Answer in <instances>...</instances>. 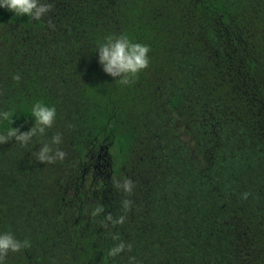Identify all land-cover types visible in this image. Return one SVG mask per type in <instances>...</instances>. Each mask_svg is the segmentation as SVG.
I'll return each mask as SVG.
<instances>
[{
	"label": "trees",
	"instance_id": "obj_1",
	"mask_svg": "<svg viewBox=\"0 0 264 264\" xmlns=\"http://www.w3.org/2000/svg\"><path fill=\"white\" fill-rule=\"evenodd\" d=\"M49 3L40 22L0 8V108L23 104L26 132L27 106L53 104L45 139L66 153L44 165L39 141L0 145V231L31 242L7 264H264V0ZM120 33L150 47L131 86L95 52ZM99 204L125 222L103 227ZM110 233L131 251L108 258Z\"/></svg>",
	"mask_w": 264,
	"mask_h": 264
},
{
	"label": "clouds",
	"instance_id": "obj_2",
	"mask_svg": "<svg viewBox=\"0 0 264 264\" xmlns=\"http://www.w3.org/2000/svg\"><path fill=\"white\" fill-rule=\"evenodd\" d=\"M0 8L14 13L15 17H27L31 21L40 22L52 10L49 0H0ZM52 28L54 25L48 24ZM98 63L102 66L103 72L113 78L116 84L131 86L139 73L149 65L150 47L146 44L134 42L125 33L118 35H107L97 41ZM14 81H19L21 76H12ZM25 106L16 104L14 101L7 108H0V145L12 140L21 148L28 147L35 141H39V150L32 154L39 163L54 164L62 161L66 153L59 147L63 143V134L55 132L50 138L48 132L54 127L58 117L56 107L43 100H35L26 108V117L34 120L33 126L26 132L13 127L14 119ZM113 187L124 194H131L135 184L131 179L112 178ZM247 197V193L243 194ZM132 201L123 199L121 201L122 213L131 209ZM105 207L102 204L96 205L90 211L92 217H103L101 223L107 228L109 224L113 227L125 222L126 216L121 214L113 216L111 213L104 214ZM113 240L112 246L107 250L108 258L121 257L125 251H131V244L121 240L119 233H110ZM31 242L28 239L20 240L9 231H0V264H7V257L10 253H19L29 249ZM127 264H137L135 256H129Z\"/></svg>",
	"mask_w": 264,
	"mask_h": 264
}]
</instances>
